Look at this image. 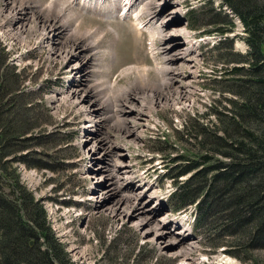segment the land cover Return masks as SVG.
Here are the masks:
<instances>
[{"label":"rangeland","instance_id":"obj_1","mask_svg":"<svg viewBox=\"0 0 264 264\" xmlns=\"http://www.w3.org/2000/svg\"><path fill=\"white\" fill-rule=\"evenodd\" d=\"M53 1L0 0V42L11 58L10 64L25 70L23 87L35 91L32 95L39 103L35 114L48 134L39 145L27 143V159H36L44 167L19 165L25 168L19 171L17 166L19 178L42 201L51 229L65 244L70 260L78 264H109L110 259L116 264H183L182 256L175 252L179 247L172 240L185 233V224L190 229L180 239L184 245L194 244L187 264H227L224 260L232 264H264V247L256 249L234 229L227 233L216 225L220 211L208 215V224L194 228L192 206L173 210V201L168 197L174 182L161 176L195 162L200 164L203 151L197 145L195 127L217 126L213 110H220L227 104V97H233L227 91L222 66L237 64L233 61L237 56L215 49L212 44L217 36L199 35L210 21L224 18L217 13L221 0H174L181 12L167 20L165 17L173 11L170 0H145L141 6L158 19L150 20L155 31L160 30L154 41L156 59L147 53L146 38L126 22L88 16L80 6L73 8L70 0H60L57 11L51 13L55 18L63 14L66 29L61 28L62 33L51 38H41L42 19L50 14L48 6ZM26 8L33 12H24ZM193 9L198 19L196 27L189 25L188 13ZM222 9L230 11L228 6ZM149 12L145 13L147 19ZM137 13L131 15L134 23L140 20ZM233 19L236 25L227 38L232 39L234 52L245 54L249 47L243 39L241 22L237 16ZM185 24L186 31L181 36H188L197 49L193 73L187 72L180 80L189 86L182 89L174 82L171 71H166L167 65L177 68V62L171 63L166 55L180 53L184 41L178 39L176 30ZM71 36L76 39L71 41ZM63 41L65 44L60 45ZM77 42L81 50L76 61L57 54ZM81 60L86 67L79 75L71 70ZM69 61L74 65L71 70ZM122 65L127 68L119 70ZM79 87L81 95L68 96ZM91 88L92 94L88 91ZM108 144L112 147L102 148ZM206 165H199L197 170H204ZM121 170L130 173L134 189L144 192L150 188L142 201H148L147 205L140 202L137 208L150 210L148 214L154 221L162 222L167 250L161 248L154 234L152 239H143L131 216L123 218L110 212L115 201L114 195L105 194L110 182L125 184L121 194L133 193V188L120 178ZM192 171L186 170L177 179H187Z\"/></svg>","mask_w":264,"mask_h":264},{"label":"trees","instance_id":"obj_2","mask_svg":"<svg viewBox=\"0 0 264 264\" xmlns=\"http://www.w3.org/2000/svg\"><path fill=\"white\" fill-rule=\"evenodd\" d=\"M220 3L217 13L224 18L210 21L204 33L222 34L215 49L237 56L233 60L237 64L222 66L233 97H227L220 110H213L217 126L195 127L197 145L203 151L200 164L164 176L174 182L169 197L173 210L194 205V228L208 224V215L217 210L220 229L227 233L234 229L258 249L264 247V0ZM224 6L244 25L243 39L249 47L245 54L234 52L232 39L224 35L233 26ZM195 13V9L188 13L191 27L198 22ZM24 71L9 63L0 42V264H78L70 260L65 244L51 229L41 200L19 178V162L28 168L44 167L36 159H27V143L39 145L48 135L35 114L39 107L32 95L35 91L23 87ZM204 163L207 167L198 171ZM190 169V177L177 179ZM109 264L116 263L110 259Z\"/></svg>","mask_w":264,"mask_h":264},{"label":"bare ground","instance_id":"obj_3","mask_svg":"<svg viewBox=\"0 0 264 264\" xmlns=\"http://www.w3.org/2000/svg\"><path fill=\"white\" fill-rule=\"evenodd\" d=\"M76 0H70L69 3H73L75 2ZM125 3H124V6H123V10L125 13L121 14L120 16H123L124 18L125 17H128V16H131V15H134L135 10H137V8L139 6L142 5V2L145 1V0H124ZM167 1V0H165ZM174 0H170V2L173 3V11L168 14L166 17H165V20L168 19V17H171V16H175L177 14H179L181 12V9L179 6H177L175 3L176 2H173ZM171 3V4H172ZM46 4V3H45ZM44 4V5H45ZM141 4V5H140ZM43 5V7H44ZM60 6V0H54L52 3L49 4L48 6V10L50 11V14L45 18V19H42V21H44V23H41V24H44L42 25V36L41 38H45L47 37L48 35H50V38H51V35H58L60 33H62V29L65 30L66 29V24L63 20V14L62 13H58L55 18V16L51 13L57 11V8ZM69 7L66 5V8ZM154 8V6H152ZM40 10H42L40 8ZM33 12L32 10H29V8H26L24 9V12ZM154 14V13H153ZM25 15L27 16V14L25 13ZM148 15V14H147ZM155 15V14H154ZM165 16V15H164ZM163 16V17H164ZM39 19L41 20V17H39ZM174 19H172L173 21ZM133 21H134V18H133ZM152 22V21H151ZM153 23V22H152ZM62 28V29H61ZM183 28V27H182ZM181 28H178L177 27V30L178 31V39L179 38H183V41L182 44H183V48L181 47V49H179V54H176V52L171 55V54H167L166 55V58L171 62H177L175 64L177 68H174V67H169L168 65L166 66V71H171V76L173 77V79H175L176 81V84H178L180 86V88L182 89H186L188 88L189 86V83H182L180 80H183L185 79V76L187 75L186 73L189 72L190 74L193 73V68H194V62H195V58H194V51L197 49V44H195L192 40L189 39L188 36H184L182 37L181 35ZM160 32V30H159ZM162 33V32H161ZM186 33V32H185ZM174 34V33H173ZM140 35V34H139ZM161 35V34H160ZM71 41L75 40L76 38H74L73 36L70 37ZM82 39H79L78 41L80 42ZM167 42V44L170 46L172 44L171 41H165ZM180 42V41H179ZM65 44V41H63L60 45H64ZM185 45V46H184ZM178 47V48H180ZM155 48V46H154ZM177 48V49H178ZM81 50V43H75L73 44L72 46H69V48H66V49H60L58 50L57 54H60V55H64L65 56V59L67 57L71 58V61L72 60H77L78 59V52ZM159 50V49H158ZM162 50V49H161ZM176 51V50H174ZM182 51V52H181ZM178 53V52H177ZM164 54V53H163ZM165 57V56H164ZM165 58V63H167V60ZM181 62V63H180ZM180 63V64H179ZM179 64V65H178ZM192 65V66H191ZM68 66H69V70H71V68L74 66V65H71L70 61L68 62ZM165 66H163V70L165 71ZM85 63L83 60L81 61H78V63L75 65V67L71 70L72 72L74 71L75 73H78L79 75H81L84 71H85ZM129 69V68H128ZM188 70V71H187ZM87 71V70H86ZM166 73V72H165ZM188 79V78H187ZM192 79V78H191ZM189 80V79H188ZM187 80V82H188ZM190 81V80H189ZM172 84V83H171ZM93 88L89 89L88 91H90V93L92 94L93 91H92ZM176 89H177V86H176ZM81 90L80 87L76 89L75 93L74 94H68V96H72V97H78L79 94L81 93ZM87 91V92H88ZM181 93L185 92V91H180ZM179 92V93H180ZM81 95V94H80ZM94 95V94H93ZM96 95V94H95ZM91 96V95H90ZM183 96H185V94H183ZM95 97V96H94ZM76 99V98H75ZM137 99V98H136ZM96 100V99H95ZM79 102V101H78ZM140 106L143 104L142 103H139ZM128 107V106H127ZM132 108V107H131ZM137 108V107H136ZM95 109V108H94ZM139 110H141V107L139 108ZM90 113V112H89ZM143 115V114H141ZM140 115V116H141ZM91 124V123H90ZM129 132V131H128ZM133 133V134H136V132L134 130H130V133ZM103 142V141H101ZM104 147V149H109L111 148L112 146L111 145H107V146H102V148ZM106 151V150H105ZM109 152V151H108ZM119 155H122V153L119 151L118 153ZM120 166V165H119ZM111 172V171H110ZM119 175H121V179L126 182L127 184H129L131 186V189L133 188V184L130 183L131 181V176H130V173L125 171V170H121L120 172H118ZM112 179V178H111ZM115 179V178H113ZM125 184H120L116 181H112L108 184V187L105 189V194H110L113 196L114 195V203L113 205L110 207V212L115 215V216H121V217H130L133 219L132 223L138 227V229L141 231V234L143 236V239H152V237H150L151 235H155L157 238H158V243L159 245L161 246V248L163 250H167V248L169 247L168 244L166 243V241H164L163 237L165 236V230H163L160 225H163L162 222H159V221H154V217L150 216L148 213V211L150 210H142L140 208H137L138 204L142 201H144L145 199V191H149V189H146L144 192L141 191V189H134L133 188V193H129V195H126V194H121L119 192H123V186ZM128 185V186H129ZM130 189V188H129ZM128 190V188H127ZM140 190V192H139ZM136 191V192H135ZM130 192V191H129ZM135 192V193H134ZM104 194V195H105ZM128 194V193H127ZM131 194V195H130ZM106 197V196H105ZM92 199H95V197H93ZM158 201V200H157ZM133 203V206L130 207V204ZM140 203V204H141ZM148 201H145L143 202L142 204L143 205H147ZM154 210V209H153ZM165 219V217H164ZM166 221V220H165ZM173 222V221H172ZM170 224V222H169ZM168 224V225H169ZM185 226V224H183ZM188 230V228H185L184 229V232L186 233V231ZM183 232V231H182ZM184 233V234H185ZM183 233L179 234L178 238H174L172 240V243L174 244H177V247H179V250L175 251L177 253H180V255L182 256V261H183V264H187L189 261H190V251L194 248V244H188V245H184V243H182L180 237H184ZM169 242V241H168ZM167 247V248H165ZM193 251V250H192ZM225 263L227 264H232V262H230L229 260H224Z\"/></svg>","mask_w":264,"mask_h":264}]
</instances>
